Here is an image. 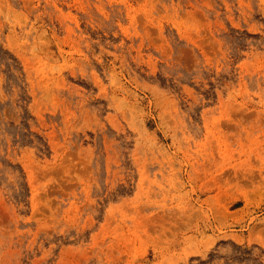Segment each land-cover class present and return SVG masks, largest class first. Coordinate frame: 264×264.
I'll return each instance as SVG.
<instances>
[{"label": "rangeland", "instance_id": "374dc122", "mask_svg": "<svg viewBox=\"0 0 264 264\" xmlns=\"http://www.w3.org/2000/svg\"><path fill=\"white\" fill-rule=\"evenodd\" d=\"M0 264H264V0H0Z\"/></svg>", "mask_w": 264, "mask_h": 264}]
</instances>
